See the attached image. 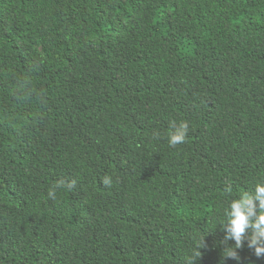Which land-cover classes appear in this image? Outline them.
<instances>
[{"label": "trees", "instance_id": "1", "mask_svg": "<svg viewBox=\"0 0 264 264\" xmlns=\"http://www.w3.org/2000/svg\"><path fill=\"white\" fill-rule=\"evenodd\" d=\"M257 185L264 0H0V264H264L218 228Z\"/></svg>", "mask_w": 264, "mask_h": 264}, {"label": "clouds", "instance_id": "2", "mask_svg": "<svg viewBox=\"0 0 264 264\" xmlns=\"http://www.w3.org/2000/svg\"><path fill=\"white\" fill-rule=\"evenodd\" d=\"M171 127L174 131L168 136L169 147L175 149L187 142L189 124L182 122L177 126L173 123ZM159 138V134L153 135V139ZM103 184L106 188H111L113 186L111 177H105ZM76 187V181H60L49 190L48 199L54 201L57 191L71 193ZM225 216L226 220L218 228L225 234V245L232 241L235 247L225 246L221 254L222 261H238L237 250H242L246 241L248 248L254 250L257 259L264 258V185H257L254 193H244L238 200L233 201ZM201 249H207L204 237L197 242L192 256L186 259V264H197L202 259Z\"/></svg>", "mask_w": 264, "mask_h": 264}]
</instances>
